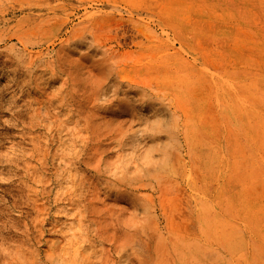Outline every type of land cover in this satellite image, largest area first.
Here are the masks:
<instances>
[{
    "label": "rangeland",
    "instance_id": "rangeland-1",
    "mask_svg": "<svg viewBox=\"0 0 264 264\" xmlns=\"http://www.w3.org/2000/svg\"><path fill=\"white\" fill-rule=\"evenodd\" d=\"M0 264H264V0H0Z\"/></svg>",
    "mask_w": 264,
    "mask_h": 264
}]
</instances>
